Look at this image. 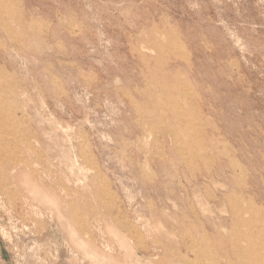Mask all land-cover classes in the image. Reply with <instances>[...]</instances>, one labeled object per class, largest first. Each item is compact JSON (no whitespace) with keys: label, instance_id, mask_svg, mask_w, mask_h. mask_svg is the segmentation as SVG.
<instances>
[{"label":"rangeland","instance_id":"rangeland-1","mask_svg":"<svg viewBox=\"0 0 264 264\" xmlns=\"http://www.w3.org/2000/svg\"><path fill=\"white\" fill-rule=\"evenodd\" d=\"M0 76V264H195L264 212V0H0Z\"/></svg>","mask_w":264,"mask_h":264},{"label":"bare ground","instance_id":"bare-ground-1","mask_svg":"<svg viewBox=\"0 0 264 264\" xmlns=\"http://www.w3.org/2000/svg\"><path fill=\"white\" fill-rule=\"evenodd\" d=\"M11 10L14 11L13 7ZM7 82L8 81L4 76H0V99L4 96L2 87L5 86ZM182 95L184 96V94ZM170 105L178 115L185 116L183 112L180 111L179 105L176 101H172ZM2 106H0V157H7L10 155V160L15 161V163L24 161L25 154L31 151L32 145L27 143L28 147L26 148V152L20 147L14 149L11 146L12 142H16L15 140L19 139V134L22 136L21 141L24 140L21 133L25 131V128L23 129L21 124V117L19 119L15 116L16 113H14L12 109H6ZM140 119L142 120V118ZM167 128L168 132L178 140V136L180 135L171 127ZM5 132H8L9 137L12 139L6 136ZM183 152L192 154V151L186 148L183 149ZM15 154H19L20 157L15 156ZM232 165L233 168L240 167L235 163H232ZM218 176L219 174L216 175V177ZM225 200L229 202L231 199L230 197H225ZM231 203L232 202L230 201L232 218L228 229H218L217 225H214L211 227L212 229H210V232L203 231V244H199V242L193 239L190 234L186 233L181 239L184 253L174 255L173 258L175 262H186L189 260V255H191L193 256L195 264H264V224H262L264 223V212L262 210L251 209L252 217L248 218L245 216L244 210L239 209L238 203ZM260 218H263L262 223L259 221ZM173 230L174 228L172 227H169V229L167 228L168 232H172ZM185 239L191 241L190 245L185 242Z\"/></svg>","mask_w":264,"mask_h":264}]
</instances>
